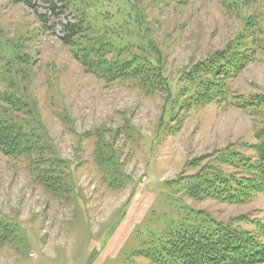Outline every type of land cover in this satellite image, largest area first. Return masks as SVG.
Wrapping results in <instances>:
<instances>
[{"label":"rangeland","instance_id":"1","mask_svg":"<svg viewBox=\"0 0 264 264\" xmlns=\"http://www.w3.org/2000/svg\"><path fill=\"white\" fill-rule=\"evenodd\" d=\"M137 1L130 0L141 7L145 37L131 22L128 34L118 26L111 33H121L132 53L157 51L173 87L180 69L231 40L264 39V0ZM66 18L67 9L54 14L43 2L0 0V117H32L44 153L65 162L69 183L66 196L55 197L20 159L0 152V217L19 230L18 240L0 248V264H151L143 242L167 222L196 226L206 214L248 232L254 224L236 217L264 225V194L236 204L193 200L173 182L225 148L251 154V117L217 103L174 117L166 114L162 90L104 83L58 40ZM230 81L236 93L264 92V56ZM8 94L25 104L21 110L7 106Z\"/></svg>","mask_w":264,"mask_h":264},{"label":"trees","instance_id":"2","mask_svg":"<svg viewBox=\"0 0 264 264\" xmlns=\"http://www.w3.org/2000/svg\"><path fill=\"white\" fill-rule=\"evenodd\" d=\"M10 1L26 6L43 2L54 14L67 9L71 18H66L61 25L58 40L80 62L83 71L107 84L120 81L149 93L162 90L166 114L169 111L175 117L192 108L217 103L237 108L251 117L255 142L245 145L251 154L225 148L210 158L211 161L199 163L194 174L173 182L193 200L213 199L236 204L264 194V92L243 95L230 87V80L255 62L257 54L264 56V39L254 40V43L247 42L245 37L231 40L217 53L180 69L175 78L176 87H173L159 61V53L155 50L156 56L142 51L132 53L130 43L122 36L128 34L129 22L137 28L138 37L145 35L140 32L144 15L141 7L134 4L137 0L133 3L130 0ZM231 3L233 1L228 4ZM117 16L119 19L115 21ZM40 19L41 24H45L42 16ZM115 26L120 27L117 30L122 34L112 35ZM150 41L148 38L146 46H151ZM135 47L144 49L140 43ZM3 98L12 109L21 110L25 105L14 94ZM31 118L15 123L0 117V152L26 164L29 174L38 179L46 192L58 198L66 196L69 183L65 178V162L57 155L44 153L46 147ZM196 214L199 216L202 212ZM236 219L254 224L256 229L248 232L237 227L236 222L222 223L204 214L197 219L196 226L167 222L150 231L143 246L151 264H255L264 261V225L257 227L256 220L246 221L243 216ZM18 231L17 225L0 217V248L18 240Z\"/></svg>","mask_w":264,"mask_h":264}]
</instances>
